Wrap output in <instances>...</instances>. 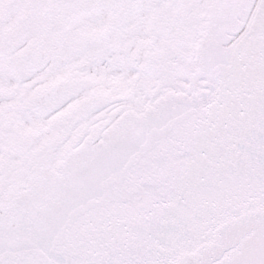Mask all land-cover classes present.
Listing matches in <instances>:
<instances>
[{
	"label": "snow or ice",
	"instance_id": "obj_1",
	"mask_svg": "<svg viewBox=\"0 0 264 264\" xmlns=\"http://www.w3.org/2000/svg\"><path fill=\"white\" fill-rule=\"evenodd\" d=\"M0 264H264V0H0Z\"/></svg>",
	"mask_w": 264,
	"mask_h": 264
}]
</instances>
